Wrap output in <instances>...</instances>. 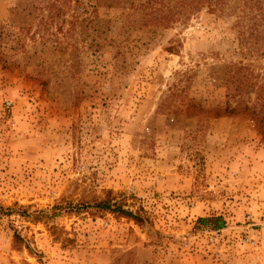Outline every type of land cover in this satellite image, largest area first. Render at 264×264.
<instances>
[{
    "label": "rangeland",
    "instance_id": "rangeland-1",
    "mask_svg": "<svg viewBox=\"0 0 264 264\" xmlns=\"http://www.w3.org/2000/svg\"><path fill=\"white\" fill-rule=\"evenodd\" d=\"M144 1L0 0V264H264V0Z\"/></svg>",
    "mask_w": 264,
    "mask_h": 264
},
{
    "label": "trees",
    "instance_id": "trees-1",
    "mask_svg": "<svg viewBox=\"0 0 264 264\" xmlns=\"http://www.w3.org/2000/svg\"><path fill=\"white\" fill-rule=\"evenodd\" d=\"M245 4L254 2V5L261 7V0H243ZM225 0H146L139 4V8L147 22H169L182 16L190 14L196 9H201L207 6L212 12L222 10V6ZM255 112V111H254ZM262 133L264 135V127L260 125ZM98 209L105 211H112L122 214L127 217L134 218L138 222H142L144 219L141 215L134 213L133 211L125 209L122 205L113 203L109 198L103 199L93 204ZM204 225H210L214 229H221L224 226L223 217H209L201 219Z\"/></svg>",
    "mask_w": 264,
    "mask_h": 264
}]
</instances>
